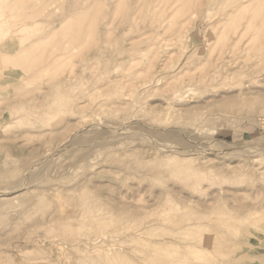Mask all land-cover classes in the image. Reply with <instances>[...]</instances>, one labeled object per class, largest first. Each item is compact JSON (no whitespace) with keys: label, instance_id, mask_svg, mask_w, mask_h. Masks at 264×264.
<instances>
[{"label":"rangeland","instance_id":"rangeland-1","mask_svg":"<svg viewBox=\"0 0 264 264\" xmlns=\"http://www.w3.org/2000/svg\"><path fill=\"white\" fill-rule=\"evenodd\" d=\"M73 1L0 0V264H264V0Z\"/></svg>","mask_w":264,"mask_h":264},{"label":"bare ground","instance_id":"bare-ground-1","mask_svg":"<svg viewBox=\"0 0 264 264\" xmlns=\"http://www.w3.org/2000/svg\"><path fill=\"white\" fill-rule=\"evenodd\" d=\"M72 1H73V0H72ZM241 1H242V0H241ZM251 1H252V0H244V1H242V3L240 2L241 4H240L239 8H244V6H245L247 3L249 4ZM72 3H73L74 8H76V7L79 8V7H82V6H83V5H80L79 2H77V1H73ZM114 3H115L114 0H103V2H102V4H107V5H110V6L114 5ZM149 4H150V3H149ZM259 4H260V3H258V5H259ZM91 5H92V3H90V4L87 3L86 6H91ZM56 6H57V5H56ZM259 6H260V7H262V6L264 7V1H263ZM58 7H59V6H58ZM95 7H97L96 4H95ZM148 7H149V5L147 6V8H148ZM55 8H56V7H55ZM70 8H72V7H70ZM62 10H63V9H62ZM72 10H74V9H72ZM61 12H62V11H61ZM76 12H77V10H76ZM86 13H87V12H86ZM77 14H78V12H77ZM74 15H75V14H74ZM79 15H80V14H78V16H79ZM101 15H102V14H101ZM78 16H76V17H78ZM71 17H72V16H71ZM71 17H70V18H71ZM74 17H75V16H74ZM96 17H97V16H96ZM96 17L94 18L95 22H97V21H96V19H97ZM119 18H120L119 20L122 21V23H125V22H126V23L129 24V25L131 24V21H135L134 18H133V16H132V12H131V13H124V14H122V16H120ZM63 19H64V18H63ZM67 19H68V17H67ZM72 19H73V18H72ZM68 20H70V19H68ZM52 21H53V20H52ZM60 21H61V20H60ZM73 21H74V23H75V20H73ZM73 21H72V22H73ZM70 22H71V21H69V24H71ZM89 22H90V21H89ZM74 23H73V24H74ZM83 23H84V22H83ZM65 24L67 25L68 22H66ZM69 24H68V25H69ZM75 24H76V23H75ZM101 24H102V23H101ZM85 25H88V24H85ZM247 25L249 26V23H248V22H247ZM78 26H79V25H78ZM81 26H82V25H81ZM81 26H80V27H81ZM94 26H95V25H94ZM63 27H64V26H63ZM71 27L73 28L74 26H71ZM80 27H79V28H80ZM87 27H88V26H87ZM68 28H69V27H68ZM72 28H71V29H72ZM74 28H75V29H73V30H71V29L68 30L67 28H66V29H67L68 31H70V32H67V33H68L71 37H73V38L75 37V38H76V37H78V36L81 35L80 33H82V30H83L84 28H83V29H78V28H76V27H74ZM81 28H82V27H81ZM247 28H248V27H247ZM64 29H65V28H64ZM89 29H90V28H89ZM89 29H88V30H89ZM92 29H94V28H92ZM92 29H91V31L93 32ZM84 30H85V29H84ZM88 30H87V32H90V31H88ZM87 32H86V34H88ZM84 33H85V31H84ZM96 34H97V32H96ZM65 35L67 36V34H65ZM82 35H83V34H82ZM103 35H104V34H103ZM84 36H85V35H84ZM122 36H124V35H121V36L119 37V39L122 38ZM125 36H126V35H125ZM239 36H240V35H239ZM64 37H65V36H64ZM80 37H81V36H80ZM85 38H86V37H85ZM153 38H154V37H153ZM95 39H97V38H96V35H95ZM68 40H69V39H68ZM70 40H71V39H70ZM73 40H74V39H73ZM81 40H82V39H81ZM85 40H86V39H85ZM85 40L83 39L82 41H85ZM120 40H121V39H120ZM79 41H80V39H79ZM156 41H157V40H156ZM77 42H78V39H77ZM85 42H86V41H85ZM158 42H159V39H158L157 43H158ZM92 46H94V45H92ZM100 47H101V46H100ZM246 49H247V48H246ZM256 49H257V48H256ZM259 49H260V47H259ZM263 49H264V48H263ZM260 50H261V49H260ZM97 52H98V51H97ZM117 52H118V51H117ZM63 53H66V52H63ZM261 53H264V51H263V52H259V54L255 55L253 58H254V59H258V58H260V54H261ZM249 59H250V58H249ZM64 63H65V62H64ZM263 64H264V63L259 62L258 64L253 63L251 66H252V68H255V67L259 66V70L257 71V72H259L262 68L264 69ZM5 66H6V64H5ZM260 66H261V68H260ZM262 66H263V67H262ZM37 67H38V66H37ZM150 67H151V66H150ZM6 69H7V68H6ZM1 72H2V71H1ZM70 72H72V71H70ZM208 72H209V71H207V72H205V73L203 74V75H204V76H203V79H205V74H207ZM44 74H45V73H44ZM58 75H59V74H58ZM54 76H57V75H53V77H54ZM153 80H154V79H153ZM51 81H52V80H51ZM169 82H170V81H169ZM179 88H180V87H178V89H179ZM181 88H182V87H181ZM41 90H42V89H41ZM180 90H181V89H180ZM37 94H38V93H37ZM169 99H170V98H169ZM76 122H77V121H76ZM70 124H71V123H70ZM95 126H96V125H95ZM138 126H139V125H138ZM132 127H134V126H132ZM141 127H142V126H141ZM65 129H66V128H65ZM92 129H93V128H92ZM136 129H137V128H136ZM143 130H144V129H143ZM145 131H146V130H145ZM55 132H56V131H55ZM90 132H91V130H90ZM149 132H150V131H149ZM160 132H161V131H160ZM166 132H167V131H166ZM71 133H72V132H71ZM132 133H133V132H132ZM146 133H147V132H146ZM150 133H151V132H150ZM169 133H170V132H169ZM69 134H70V133H69ZM151 134H152V133H151ZM151 134H146V136H148V137L150 138V137H152V135H153V134H152V135H151ZM70 135H71V134H70ZM172 135H173V134H172ZM90 136H91V135H90ZM153 136H154V135H153ZM158 136H159V132H158ZM162 136H164V135H162ZM165 136H166V135H165ZM156 137H157V136H156ZM160 137H161V136H160ZM170 137H171V136H170ZM161 138H162V137H161ZM166 138H167V137H166ZM152 139H153V138H152ZM155 139H156V138H155ZM164 139H165V138H164ZM171 139H173V137H172ZM173 140H174V139H173ZM173 140H171V141H173ZM81 141H82V140H81ZM176 141H177V139H176ZM174 142H175V140H174ZM180 142H181V141H180ZM168 143H169V142H168ZM216 145L219 146L220 144H216ZM216 145H215V146H216ZM156 146H157V145H156ZM180 146H181V145H180ZM188 147H190V146H188ZM223 147H224V146H223ZM180 148H181V147H180ZM182 148H184V147H182ZM185 148H186V147H185ZM192 148H193V147H192ZM225 148H228V146L225 147ZM229 149H230V148H229ZM229 149H228V150H229ZM185 150H186V149H185ZM190 150H191V149H190ZM190 150H189V152H191ZM195 150H196V148H195ZM197 150H198V149H197ZM247 150H248V149H247ZM185 152H186V151H185ZM212 152H213V151H212ZM246 152H247V151H246ZM246 152H245V153H246ZM216 153H217V152H216ZM188 154H189V153H188ZM218 154H219V153H218ZM157 170H158V169H157ZM159 170H160V169H159ZM156 173H157V171H156ZM83 182H85V181H83ZM17 183H18V182H17ZM14 184H15V183H14ZM19 190H20V189H19ZM19 190H17V192H18ZM67 190H69V189H67ZM7 193H8V192H7ZM0 195H5V194L0 193ZM234 195H236V194H234ZM226 197H227V196H226ZM0 198H1V197H0ZM237 199H238V196H237ZM76 203H77V202H76ZM78 203H80V202H78ZM249 204H250V203H249ZM259 207H260V206H259ZM261 208H262V207H261ZM77 212H78V211H77ZM245 212H247V211H245ZM71 215H72V214H71ZM66 218H67V217H66ZM96 242H97V241H96ZM95 244H96V243H95ZM216 246H217V245H216ZM213 248H214V247H213ZM217 248H218V247H217ZM220 249H221V248H220ZM220 249H219V250H220ZM213 250H214V249H213ZM219 250H218V251H219ZM213 252H214V251H213ZM221 256H223V254H222Z\"/></svg>","mask_w":264,"mask_h":264}]
</instances>
